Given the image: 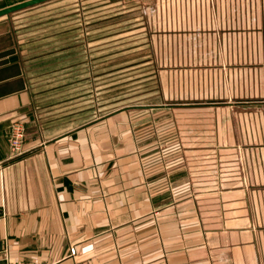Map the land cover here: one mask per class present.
<instances>
[{"label": "crops", "instance_id": "crops-1", "mask_svg": "<svg viewBox=\"0 0 264 264\" xmlns=\"http://www.w3.org/2000/svg\"><path fill=\"white\" fill-rule=\"evenodd\" d=\"M165 8L170 36L211 39L199 53L221 55L196 84L227 93L182 100L187 118L211 119L213 141L196 122L197 141L164 158L172 145L109 142L119 113L66 128L38 118L27 66L0 46V264H264V0Z\"/></svg>", "mask_w": 264, "mask_h": 264}, {"label": "rangeland", "instance_id": "rangeland-1", "mask_svg": "<svg viewBox=\"0 0 264 264\" xmlns=\"http://www.w3.org/2000/svg\"><path fill=\"white\" fill-rule=\"evenodd\" d=\"M166 3L50 0L1 17L0 46L27 66L38 118L66 128L119 113L110 119L109 142L172 145L158 158L175 154V145L196 142V122L200 141L211 145V119L190 110L187 118L180 104L186 97L227 93L195 82L221 55L199 53L214 44L211 39L170 36L174 23L164 14ZM180 46L188 51H175ZM180 78L189 79L187 85Z\"/></svg>", "mask_w": 264, "mask_h": 264}, {"label": "built area", "instance_id": "built-area-1", "mask_svg": "<svg viewBox=\"0 0 264 264\" xmlns=\"http://www.w3.org/2000/svg\"><path fill=\"white\" fill-rule=\"evenodd\" d=\"M26 127L24 121L14 120L9 126V151L13 159L22 157L26 152Z\"/></svg>", "mask_w": 264, "mask_h": 264}, {"label": "water", "instance_id": "water-1", "mask_svg": "<svg viewBox=\"0 0 264 264\" xmlns=\"http://www.w3.org/2000/svg\"><path fill=\"white\" fill-rule=\"evenodd\" d=\"M50 0H26L11 6H8L6 8L0 9V18L4 16H9L11 14H14L16 12L31 8L33 6L43 4L45 2H48Z\"/></svg>", "mask_w": 264, "mask_h": 264}]
</instances>
